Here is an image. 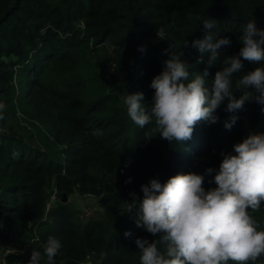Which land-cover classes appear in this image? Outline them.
<instances>
[{"label": "trees", "instance_id": "1", "mask_svg": "<svg viewBox=\"0 0 264 264\" xmlns=\"http://www.w3.org/2000/svg\"><path fill=\"white\" fill-rule=\"evenodd\" d=\"M252 18L264 29V0H0V103L6 106L0 119V251H23L7 264L28 263L33 250L43 257L50 236L61 244L55 264H139L135 240L158 239L135 226L140 186L211 168L203 187L215 188L209 181L222 153L234 155V144L264 134L259 105L247 103L227 130L225 101L216 124L200 122L190 140L169 144L154 125L131 122L123 97L143 93L141 103L151 105L150 83L163 70L168 56L162 50L169 47L183 53L190 73L207 70L210 86L225 56L239 53V37ZM206 19L232 42L212 67L208 53L200 57L184 47L206 34ZM242 64L233 88L260 66ZM74 193L95 198L100 216L79 224L60 202ZM133 193L137 204L129 213ZM249 212L264 231V204ZM249 264H264V256Z\"/></svg>", "mask_w": 264, "mask_h": 264}, {"label": "clouds", "instance_id": "2", "mask_svg": "<svg viewBox=\"0 0 264 264\" xmlns=\"http://www.w3.org/2000/svg\"><path fill=\"white\" fill-rule=\"evenodd\" d=\"M202 25L206 34L186 40L184 47L196 50L200 57L208 53L207 65L212 67L221 50L231 47L232 42L213 31L214 20L206 19ZM157 35L163 37L164 30L157 29ZM239 43V53L225 56L210 86L205 79L207 70L190 73L188 63L181 59L183 53L174 54L170 47L162 50L168 59L150 83L154 90L151 105L146 108L141 103L143 93L126 94L123 104L127 117L139 128L154 125L160 138L171 144L190 140L200 122L216 124L220 119L217 111L225 101L223 111L229 116L223 126L227 130L249 102H255L264 113V29L256 26L254 18L245 25ZM242 60L260 66L240 76L233 88V74L242 69ZM5 107L0 103V119L4 118ZM232 151L234 155L222 153L218 171L209 181L215 188L203 187L205 175L214 171L211 168L205 170V175L177 174L164 184L151 179L140 186L143 199L138 204L135 226L158 239L135 240L139 264H249L264 256V231L258 230L249 212L264 204V134H249L234 144ZM130 182V178L125 181ZM131 195L129 213L137 204L135 194ZM124 236L130 237L131 233L125 232ZM158 245H163V250ZM60 248L59 240L50 236L43 257L33 250L28 264H41L42 258H46V264H55ZM8 252L22 255L17 249L9 248ZM0 264L7 261L0 260Z\"/></svg>", "mask_w": 264, "mask_h": 264}, {"label": "rangeland", "instance_id": "3", "mask_svg": "<svg viewBox=\"0 0 264 264\" xmlns=\"http://www.w3.org/2000/svg\"><path fill=\"white\" fill-rule=\"evenodd\" d=\"M52 200H53V203L56 201V196H54V194L50 196V202ZM60 202L63 203L61 199H60ZM64 203H67V206L74 211V214L77 216L79 224L84 223V221L90 217L100 216V208L98 206V201L95 198L88 197V196H82L77 193H74L73 195L68 196L67 202L64 201ZM50 204H52V202ZM22 252L23 251H21V253ZM91 261L92 259H88L86 264H91ZM16 263L28 264L27 261H24V262L18 261Z\"/></svg>", "mask_w": 264, "mask_h": 264}, {"label": "built area", "instance_id": "4", "mask_svg": "<svg viewBox=\"0 0 264 264\" xmlns=\"http://www.w3.org/2000/svg\"><path fill=\"white\" fill-rule=\"evenodd\" d=\"M19 252H21V251H19ZM11 255H17V254H9L8 248L2 249L0 251V260H6Z\"/></svg>", "mask_w": 264, "mask_h": 264}, {"label": "water", "instance_id": "5", "mask_svg": "<svg viewBox=\"0 0 264 264\" xmlns=\"http://www.w3.org/2000/svg\"><path fill=\"white\" fill-rule=\"evenodd\" d=\"M61 201L64 202L65 201V197H62Z\"/></svg>", "mask_w": 264, "mask_h": 264}, {"label": "crops", "instance_id": "6", "mask_svg": "<svg viewBox=\"0 0 264 264\" xmlns=\"http://www.w3.org/2000/svg\"><path fill=\"white\" fill-rule=\"evenodd\" d=\"M65 202H67V197L65 198ZM83 209V208H82ZM76 211H78V210H76Z\"/></svg>", "mask_w": 264, "mask_h": 264}]
</instances>
